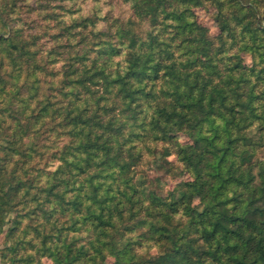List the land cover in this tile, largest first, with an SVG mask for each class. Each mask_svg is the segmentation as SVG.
I'll list each match as a JSON object with an SVG mask.
<instances>
[{
  "label": "trees",
  "instance_id": "1",
  "mask_svg": "<svg viewBox=\"0 0 264 264\" xmlns=\"http://www.w3.org/2000/svg\"><path fill=\"white\" fill-rule=\"evenodd\" d=\"M64 1L0 0L10 263L264 264L263 0ZM173 154L189 178L163 194L142 166Z\"/></svg>",
  "mask_w": 264,
  "mask_h": 264
},
{
  "label": "rangeland",
  "instance_id": "2",
  "mask_svg": "<svg viewBox=\"0 0 264 264\" xmlns=\"http://www.w3.org/2000/svg\"><path fill=\"white\" fill-rule=\"evenodd\" d=\"M33 1V0H32ZM70 0H65L64 2L69 3ZM81 7V12L91 13L90 11L96 10L102 16L104 15H113L120 18H128L132 14L130 4L125 3L121 0H74ZM264 4V0H263ZM25 10V8L23 9ZM262 10L264 11V5ZM197 19L200 23L206 26L209 30V34L213 37H216L220 33V29L216 22V10L212 6H204L196 8ZM264 23V21H263ZM244 60L246 63H250V56L247 54L244 55ZM167 138L178 139L181 143L189 142L188 135L184 133H173L167 136ZM168 159L173 163V168L171 172H167L166 164L158 161V163L153 159L147 160L143 164V168L146 169L151 178V183L157 190L163 194H166L168 191H174L179 189L182 186V183L185 180H188V173L185 171L183 165L178 160L176 155H171ZM164 164V165H163ZM163 165V166H161ZM197 200L194 199L193 203H196ZM86 233L81 236L84 237ZM5 233L4 231L0 232V264H11L7 253L5 252ZM151 252H154L152 249ZM107 260H112V256L108 255ZM46 264H51V260L44 258Z\"/></svg>",
  "mask_w": 264,
  "mask_h": 264
}]
</instances>
